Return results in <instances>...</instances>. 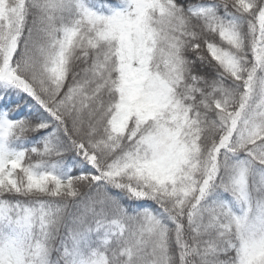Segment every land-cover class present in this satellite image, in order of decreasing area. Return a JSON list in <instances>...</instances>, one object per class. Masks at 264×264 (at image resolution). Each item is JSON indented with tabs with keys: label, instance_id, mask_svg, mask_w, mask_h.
I'll list each match as a JSON object with an SVG mask.
<instances>
[{
	"label": "snow or ice",
	"instance_id": "1",
	"mask_svg": "<svg viewBox=\"0 0 264 264\" xmlns=\"http://www.w3.org/2000/svg\"><path fill=\"white\" fill-rule=\"evenodd\" d=\"M0 264H264V0H0Z\"/></svg>",
	"mask_w": 264,
	"mask_h": 264
}]
</instances>
